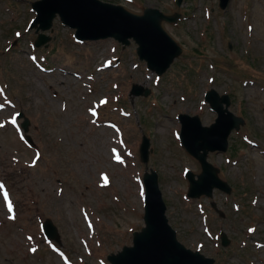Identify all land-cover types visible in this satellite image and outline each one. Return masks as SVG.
<instances>
[{
    "label": "rangeland",
    "instance_id": "374dc122",
    "mask_svg": "<svg viewBox=\"0 0 264 264\" xmlns=\"http://www.w3.org/2000/svg\"><path fill=\"white\" fill-rule=\"evenodd\" d=\"M33 1L0 0V264H110L107 255L131 244L144 224L142 178L150 168L185 247L215 264H264V0H230L225 9L218 0H102L135 14L145 7L183 14L162 22L182 53L159 77L133 41H77L57 16L46 31L29 27ZM41 32L49 41L36 47ZM133 83L149 96L130 95ZM209 89L229 94V110L245 123L225 152L207 157L231 192L191 198L185 172L201 168L182 147L177 116L211 124ZM19 111L29 120L25 132ZM142 135L151 147L146 164ZM46 218L59 245L44 238Z\"/></svg>",
    "mask_w": 264,
    "mask_h": 264
},
{
    "label": "water",
    "instance_id": "95a60500",
    "mask_svg": "<svg viewBox=\"0 0 264 264\" xmlns=\"http://www.w3.org/2000/svg\"><path fill=\"white\" fill-rule=\"evenodd\" d=\"M227 2L228 0H220V6L225 7ZM33 7L38 13L34 24L39 22L42 29L49 28L55 12H59L65 24L77 29L78 38L114 36L128 44V38L132 37L139 44L140 58L145 59L148 67L159 74L165 71L181 52L180 47L160 25L161 19L174 20L176 16L163 15L156 9L147 8L143 16H136L121 6L100 0H40L34 2ZM46 40V37L40 36L36 43L40 45ZM131 92L135 95L147 94L148 90L143 92L141 86L134 84ZM205 99L218 114L210 126H203L198 116L180 115L182 144L203 165V171L197 180L192 173H188V194L192 197L211 195L215 186L227 189V186L219 181L217 169L206 162V155L209 150H225L230 131L233 128L238 129L244 122L241 117L228 110L229 95L219 96L212 89L206 93ZM27 123V120L23 122L24 128H27ZM147 148L148 141L144 138L140 148L144 161H147L148 157ZM145 184L146 226L140 232H134L133 247H123L121 252L108 257L110 261L113 264H213V259L185 249L176 240L175 231L167 223L164 214L165 204L157 185L156 174H146ZM45 231L50 237L58 239L56 228L50 220L45 222ZM222 241L223 244L227 243L224 234Z\"/></svg>",
    "mask_w": 264,
    "mask_h": 264
},
{
    "label": "snow or ice",
    "instance_id": "6c2138e0",
    "mask_svg": "<svg viewBox=\"0 0 264 264\" xmlns=\"http://www.w3.org/2000/svg\"><path fill=\"white\" fill-rule=\"evenodd\" d=\"M17 35H19V33H17ZM33 59H35V58L33 57ZM100 103L103 104V103H106V101L102 100V101H100ZM0 107H3V105H0ZM16 115H19V113H16ZM11 122L13 124L16 123L15 116L12 117ZM112 152L115 154L114 155L115 160L119 163H123L120 155L117 153V150L115 148L112 149ZM105 181H107V177H105ZM3 188H4V184L2 182H0V189H3ZM143 194H144L143 191H141V196H143ZM4 200L7 202L9 212H11L13 205H12V202L8 199V193L7 192H4ZM89 226L91 227V225H89ZM249 231H252V230L250 229ZM32 251H35V249H32Z\"/></svg>",
    "mask_w": 264,
    "mask_h": 264
}]
</instances>
